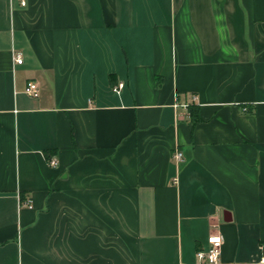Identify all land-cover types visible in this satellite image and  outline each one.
Masks as SVG:
<instances>
[{"label": "crops", "instance_id": "1", "mask_svg": "<svg viewBox=\"0 0 264 264\" xmlns=\"http://www.w3.org/2000/svg\"><path fill=\"white\" fill-rule=\"evenodd\" d=\"M25 1L0 0V264H197L211 233L258 261L264 0Z\"/></svg>", "mask_w": 264, "mask_h": 264}, {"label": "built area", "instance_id": "2", "mask_svg": "<svg viewBox=\"0 0 264 264\" xmlns=\"http://www.w3.org/2000/svg\"><path fill=\"white\" fill-rule=\"evenodd\" d=\"M21 4L25 5L26 1L21 0ZM14 62L23 63V56L20 52L15 53L14 56ZM124 83L119 82L114 86L113 90L116 92H119L123 89ZM26 92L29 95H32L34 97H38L40 95V90L38 88V84L36 81L31 80L26 88ZM179 106L187 108L189 106L188 103H178ZM247 110V107L244 108ZM173 157L178 160H183V153L179 148H176ZM52 165L56 166L58 164V161L54 156L50 157V160ZM30 203V199L28 200ZM208 243L209 246L207 249H198L196 252V255L199 259L197 264H227L222 261L221 259V252H222V245H223V237L220 233H211L208 237ZM260 259L254 263L251 264H264V246H262V251L260 254Z\"/></svg>", "mask_w": 264, "mask_h": 264}, {"label": "trees", "instance_id": "3", "mask_svg": "<svg viewBox=\"0 0 264 264\" xmlns=\"http://www.w3.org/2000/svg\"><path fill=\"white\" fill-rule=\"evenodd\" d=\"M159 83H160V80L157 81V84L158 85H159ZM189 109H190V112H191V114L193 116L194 121L195 122L199 121L200 117H199V113H198V106L195 105V104H191L190 107H189ZM20 199H21L22 204H26V205H29L30 204L28 202V200L30 198L27 199L25 195L21 194V198Z\"/></svg>", "mask_w": 264, "mask_h": 264}]
</instances>
